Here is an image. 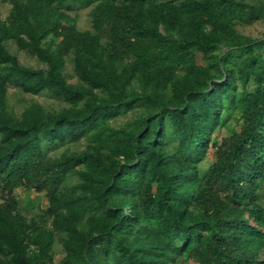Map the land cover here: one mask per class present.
<instances>
[{
  "label": "trees",
  "instance_id": "obj_1",
  "mask_svg": "<svg viewBox=\"0 0 264 264\" xmlns=\"http://www.w3.org/2000/svg\"><path fill=\"white\" fill-rule=\"evenodd\" d=\"M256 23L264 0H0V264H264Z\"/></svg>",
  "mask_w": 264,
  "mask_h": 264
},
{
  "label": "rangeland",
  "instance_id": "obj_2",
  "mask_svg": "<svg viewBox=\"0 0 264 264\" xmlns=\"http://www.w3.org/2000/svg\"><path fill=\"white\" fill-rule=\"evenodd\" d=\"M249 2H253L255 0H246ZM2 13L3 17L6 18L9 13V5L8 4H2ZM90 10H83L79 13L77 24L79 29L81 30H92V23H91V17L89 15ZM264 26L261 23H256L252 26L248 27H240L241 31L250 36H259L260 32L263 30ZM8 48L12 54H15L18 56L20 62L28 67L32 68H44V65L38 61L37 58L34 56L29 55L26 52L20 51L17 46L11 42L8 44ZM73 73V67L72 64L69 65L68 68V74L72 75ZM72 82H77L76 79H71ZM11 92V103L15 107L16 111L18 113H21L23 108L27 104L31 103H40L43 104L46 108L49 110H60L64 103H61L58 100H55L48 95H31V94H24L19 92L16 89L10 90ZM128 118H123L120 122L126 121ZM85 147V144H80L77 146H74V149H83ZM215 156L213 152L210 153L208 158L205 160V162L201 165L203 169H207L213 162H214ZM17 196L19 198V201L22 203V205L28 209V211L31 213V215L34 214H40L42 211H44L48 207V200L44 196V194H37L35 192L27 193L23 189L17 190ZM54 252L56 255V262H59L64 257V251L60 243H57L54 247Z\"/></svg>",
  "mask_w": 264,
  "mask_h": 264
}]
</instances>
